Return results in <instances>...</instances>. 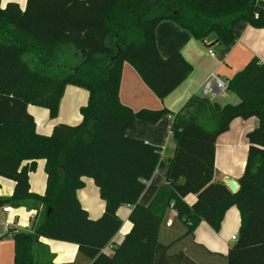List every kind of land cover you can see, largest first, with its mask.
Wrapping results in <instances>:
<instances>
[{
  "label": "trees",
  "instance_id": "16d2710c",
  "mask_svg": "<svg viewBox=\"0 0 264 264\" xmlns=\"http://www.w3.org/2000/svg\"><path fill=\"white\" fill-rule=\"evenodd\" d=\"M173 21L204 40L230 45L242 21L264 28V0H26L0 7V177L14 182L1 204L34 208L29 230L12 233L15 264L37 260L39 237L72 242L89 264H196L182 252L169 255L158 240L166 213L192 235L201 221L214 230L235 206L240 227L226 264H264V61L252 57L228 79L236 104L192 94L177 111L166 107L133 111L119 100L123 62L163 100L193 70L180 51L162 57L155 27ZM67 84L88 92L76 125L59 122L38 133L29 104L57 117ZM170 118L174 143L165 184L146 205L138 199L153 175L162 148L127 135L136 120L155 124ZM256 117L246 133L248 150L238 190L214 180L215 142L235 118ZM44 160L45 190H30L29 173ZM91 178L104 202L91 218L77 190ZM194 196L193 201H188ZM132 206L130 229L120 242L103 248L121 226L117 210Z\"/></svg>",
  "mask_w": 264,
  "mask_h": 264
},
{
  "label": "crops",
  "instance_id": "0c3cea01",
  "mask_svg": "<svg viewBox=\"0 0 264 264\" xmlns=\"http://www.w3.org/2000/svg\"><path fill=\"white\" fill-rule=\"evenodd\" d=\"M15 1L21 9L26 5V0ZM0 4L4 0H0ZM234 40L228 45H220L214 41V37L197 40L189 31L179 28L171 20H163L155 27V39L160 55L164 58L174 51H180L192 64L193 70L188 77L168 96L160 100L153 91L142 81L137 71L128 62H123L121 79L119 84V100L133 111L140 109H160L166 107L177 111L192 94L204 96L202 93L203 82L211 72L224 80L231 78L252 57L264 61V28H254L247 22H239L234 28ZM213 52V55L210 54ZM235 95L230 93V96ZM88 97L85 88L73 84H67L59 104V112L56 118L49 116L46 108L29 104L27 111L35 121V129L38 133L48 135L55 124L62 122L70 125L78 124L82 116L80 108ZM215 97L213 101L219 98ZM233 99V97H231ZM222 104L221 102H219ZM171 116H164L159 122L152 124L142 120H136L134 127L127 131V135L143 139L155 146L161 147V157L157 167L146 182V187L138 201L146 205L154 196L157 189L165 184V174L168 167V158L172 155L174 143L171 142L170 132ZM258 125L256 117L248 119L235 118L231 121L229 129L221 133L215 142V176L214 180L224 182L225 178L238 181L241 176L248 150L246 133ZM44 160L37 161L36 169L29 173L30 190L37 194H43L45 190ZM84 186L77 190V197L81 205L87 210L91 218H97L104 209V202L100 198L98 189L93 180L84 177ZM238 183V182H237ZM14 188V182L0 177V198L9 197ZM190 196L188 201H193ZM132 206L121 205L117 215L122 223L119 230L112 237L103 251H111V246L120 242L130 229L128 219ZM37 212L34 208L26 206H12L9 213H0V264H15L14 243L12 233L7 223L14 224L17 231L29 230L36 220L32 215ZM240 227V213L235 206H231L225 213L218 230H214L205 221H201L192 235L178 238L184 232L183 225L176 220L174 210L166 213L159 229L158 240L163 244H169L168 254L174 255L182 252L196 264H226L228 249L235 240ZM10 234V239H3ZM37 260L52 259L55 263L89 264L90 260L78 251L75 243L39 237L35 247Z\"/></svg>",
  "mask_w": 264,
  "mask_h": 264
},
{
  "label": "built area",
  "instance_id": "2783aa9c",
  "mask_svg": "<svg viewBox=\"0 0 264 264\" xmlns=\"http://www.w3.org/2000/svg\"><path fill=\"white\" fill-rule=\"evenodd\" d=\"M213 55V52H210ZM202 93L204 96L208 97L210 100L215 99L216 96L225 97L228 94V84L227 82L217 75L216 72H211L206 77L202 86ZM12 210V206L9 204H1L0 205V213H9ZM34 219V215L31 216ZM8 229L15 233L18 232L15 228H13L14 224L11 222L7 223ZM232 240H236L235 236L231 237Z\"/></svg>",
  "mask_w": 264,
  "mask_h": 264
},
{
  "label": "water",
  "instance_id": "95a60500",
  "mask_svg": "<svg viewBox=\"0 0 264 264\" xmlns=\"http://www.w3.org/2000/svg\"><path fill=\"white\" fill-rule=\"evenodd\" d=\"M204 42V40H203ZM217 42V41H215ZM225 81L228 83V80L225 79ZM225 181L227 182V187L231 192H235L238 190V183L235 180L229 179V178H225ZM3 239H10V234H6Z\"/></svg>",
  "mask_w": 264,
  "mask_h": 264
},
{
  "label": "rangeland",
  "instance_id": "374dc122",
  "mask_svg": "<svg viewBox=\"0 0 264 264\" xmlns=\"http://www.w3.org/2000/svg\"><path fill=\"white\" fill-rule=\"evenodd\" d=\"M231 97H233V99H231ZM217 98H219L217 101L221 102L222 104H225V103L236 104L239 101L236 95L230 96V93H228L225 97L217 96ZM171 142H173L172 139H171Z\"/></svg>",
  "mask_w": 264,
  "mask_h": 264
},
{
  "label": "clouds",
  "instance_id": "9594fccd",
  "mask_svg": "<svg viewBox=\"0 0 264 264\" xmlns=\"http://www.w3.org/2000/svg\"><path fill=\"white\" fill-rule=\"evenodd\" d=\"M4 3H7V0H4ZM4 4H0V7H3Z\"/></svg>",
  "mask_w": 264,
  "mask_h": 264
}]
</instances>
